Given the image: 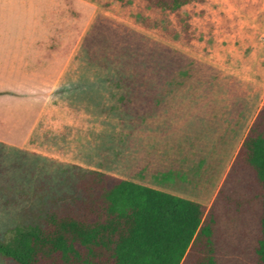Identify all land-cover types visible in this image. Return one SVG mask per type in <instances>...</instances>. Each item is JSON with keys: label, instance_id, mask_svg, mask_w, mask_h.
<instances>
[{"label": "rangeland", "instance_id": "1", "mask_svg": "<svg viewBox=\"0 0 264 264\" xmlns=\"http://www.w3.org/2000/svg\"><path fill=\"white\" fill-rule=\"evenodd\" d=\"M124 1L0 0L1 241L33 219L52 195L68 190L75 172L119 177L118 140L128 128L125 118L119 120L120 102L126 103L121 99L132 96V88L124 86L129 73L120 65L101 66L88 58L83 40L100 18L188 60L201 80L197 87L174 86L191 92L175 95L181 101L189 96L198 101L203 88L211 87L221 102L230 101L233 91L239 95L235 100L245 103L249 92L250 113L258 107L264 0H203L183 6L180 17L152 9L145 0ZM173 145L168 158L173 172L157 184L163 192L208 207L233 150L223 153L222 161L205 146ZM0 264L9 263L0 258Z\"/></svg>", "mask_w": 264, "mask_h": 264}, {"label": "trees", "instance_id": "2", "mask_svg": "<svg viewBox=\"0 0 264 264\" xmlns=\"http://www.w3.org/2000/svg\"><path fill=\"white\" fill-rule=\"evenodd\" d=\"M202 1L145 0L177 16ZM83 47L93 63L120 65L130 88L197 87L201 80L181 53L107 18L92 25ZM0 258L9 264H264V107L208 207L77 171L68 190L0 240Z\"/></svg>", "mask_w": 264, "mask_h": 264}, {"label": "crops", "instance_id": "3", "mask_svg": "<svg viewBox=\"0 0 264 264\" xmlns=\"http://www.w3.org/2000/svg\"><path fill=\"white\" fill-rule=\"evenodd\" d=\"M212 90L211 87L203 88L205 96L198 101L192 96L181 101V97L175 95L191 93L183 87L132 88L129 91L132 96L121 99L127 100L126 103L120 102L119 120L121 122L122 117L125 118L128 128L120 131L118 140V178L161 191L157 183L167 182L172 174L168 158H173V143L179 141L188 150L191 144L193 148L205 146L207 151L214 149L217 153L213 154V159L219 156L222 160L223 153L226 155L233 150L222 182L250 125L264 107V82L259 105L251 113L252 106L248 101L253 95L249 92L245 103L236 101L239 95L233 91L229 92L230 101L221 102L222 95L213 96ZM119 127L122 129L121 124ZM222 161L216 179L222 173Z\"/></svg>", "mask_w": 264, "mask_h": 264}]
</instances>
